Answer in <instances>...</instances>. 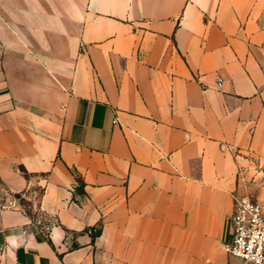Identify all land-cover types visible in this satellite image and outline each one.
<instances>
[{
  "label": "crops",
  "instance_id": "crops-1",
  "mask_svg": "<svg viewBox=\"0 0 264 264\" xmlns=\"http://www.w3.org/2000/svg\"><path fill=\"white\" fill-rule=\"evenodd\" d=\"M263 159L264 0H0V264H240Z\"/></svg>",
  "mask_w": 264,
  "mask_h": 264
},
{
  "label": "built area",
  "instance_id": "built-area-1",
  "mask_svg": "<svg viewBox=\"0 0 264 264\" xmlns=\"http://www.w3.org/2000/svg\"><path fill=\"white\" fill-rule=\"evenodd\" d=\"M217 84L221 89V77H218ZM233 200V234L224 246L225 251L245 264H264V204L246 195L235 194ZM18 206L17 197L0 205L2 209H16Z\"/></svg>",
  "mask_w": 264,
  "mask_h": 264
},
{
  "label": "rangeland",
  "instance_id": "rangeland-1",
  "mask_svg": "<svg viewBox=\"0 0 264 264\" xmlns=\"http://www.w3.org/2000/svg\"><path fill=\"white\" fill-rule=\"evenodd\" d=\"M245 194L254 201H258L264 204V159L255 161L254 164L250 166L245 176L244 181ZM40 194L39 190H36ZM19 202L25 206L29 207L30 203L26 200L24 194L16 195ZM29 209V208H28ZM240 264H244L240 262Z\"/></svg>",
  "mask_w": 264,
  "mask_h": 264
}]
</instances>
